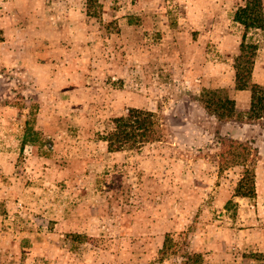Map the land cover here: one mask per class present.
Returning a JSON list of instances; mask_svg holds the SVG:
<instances>
[{
	"label": "rangeland",
	"instance_id": "rangeland-1",
	"mask_svg": "<svg viewBox=\"0 0 264 264\" xmlns=\"http://www.w3.org/2000/svg\"><path fill=\"white\" fill-rule=\"evenodd\" d=\"M244 3L0 0V264H264V19ZM132 105L163 136L110 152Z\"/></svg>",
	"mask_w": 264,
	"mask_h": 264
},
{
	"label": "trees",
	"instance_id": "trees-1",
	"mask_svg": "<svg viewBox=\"0 0 264 264\" xmlns=\"http://www.w3.org/2000/svg\"><path fill=\"white\" fill-rule=\"evenodd\" d=\"M263 0H245L237 11V20L244 24L247 28L262 27L263 16L262 7ZM258 47L253 43L242 41L235 56L236 69V85L239 90L250 89L251 78L253 76L255 58ZM255 84H252V86ZM223 88L207 89L203 88V99L209 98L210 101H205L207 108L215 115L224 118L225 113H220L219 98L216 96ZM253 90V98L257 97L258 90ZM205 94V95H204ZM221 99V97H220ZM260 100H264L263 97ZM226 101H231L229 98ZM127 112L115 114L112 121L114 123L113 129L108 133L105 140L108 141V149L110 152L120 151L124 148H133L138 144L142 145L151 141H158L163 136V123L159 120L155 111L140 108L137 105L127 107ZM264 109V106H262ZM263 117L262 115H259ZM242 143L231 140L230 146L240 145ZM230 150L224 151L221 154L223 157L227 156ZM233 156L232 154H230ZM234 160L240 155H234Z\"/></svg>",
	"mask_w": 264,
	"mask_h": 264
},
{
	"label": "crops",
	"instance_id": "crops-1",
	"mask_svg": "<svg viewBox=\"0 0 264 264\" xmlns=\"http://www.w3.org/2000/svg\"><path fill=\"white\" fill-rule=\"evenodd\" d=\"M75 30V29H74Z\"/></svg>",
	"mask_w": 264,
	"mask_h": 264
}]
</instances>
